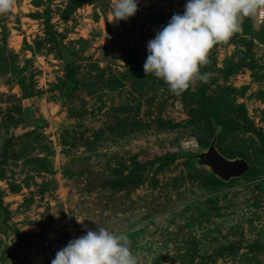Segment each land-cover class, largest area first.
<instances>
[{
    "label": "rangeland",
    "instance_id": "1",
    "mask_svg": "<svg viewBox=\"0 0 264 264\" xmlns=\"http://www.w3.org/2000/svg\"><path fill=\"white\" fill-rule=\"evenodd\" d=\"M185 2L138 0L118 23L115 0L0 15V264H51L96 228L126 233L139 264H264V11L177 96L143 64ZM62 95L64 131L48 114ZM213 140L247 172L225 182L200 165Z\"/></svg>",
    "mask_w": 264,
    "mask_h": 264
},
{
    "label": "clouds",
    "instance_id": "2",
    "mask_svg": "<svg viewBox=\"0 0 264 264\" xmlns=\"http://www.w3.org/2000/svg\"><path fill=\"white\" fill-rule=\"evenodd\" d=\"M15 0H0V15L9 13ZM138 0H115L111 22L134 16ZM264 11V0H186L182 13H174L147 43L145 74L162 79L179 96L197 80L207 82L211 73L209 52L242 31L244 17ZM78 222V221H77ZM51 264H139L126 233L106 228L87 229L56 252Z\"/></svg>",
    "mask_w": 264,
    "mask_h": 264
},
{
    "label": "water",
    "instance_id": "3",
    "mask_svg": "<svg viewBox=\"0 0 264 264\" xmlns=\"http://www.w3.org/2000/svg\"><path fill=\"white\" fill-rule=\"evenodd\" d=\"M63 61L66 65L73 62L68 50L62 49ZM64 95L53 99L48 106V114L51 126L54 129L64 131L70 127V123L57 119L56 115L60 112L65 103ZM198 163L205 166L215 177L222 181H229L233 178L242 176L249 169V163L243 158H228L221 154L215 147L214 140L205 151L197 156Z\"/></svg>",
    "mask_w": 264,
    "mask_h": 264
},
{
    "label": "built area",
    "instance_id": "4",
    "mask_svg": "<svg viewBox=\"0 0 264 264\" xmlns=\"http://www.w3.org/2000/svg\"><path fill=\"white\" fill-rule=\"evenodd\" d=\"M259 17H263V12H260Z\"/></svg>",
    "mask_w": 264,
    "mask_h": 264
},
{
    "label": "trees",
    "instance_id": "5",
    "mask_svg": "<svg viewBox=\"0 0 264 264\" xmlns=\"http://www.w3.org/2000/svg\"><path fill=\"white\" fill-rule=\"evenodd\" d=\"M69 65H70V64H69ZM69 65H68V66H69ZM69 67H70V66H69Z\"/></svg>",
    "mask_w": 264,
    "mask_h": 264
}]
</instances>
